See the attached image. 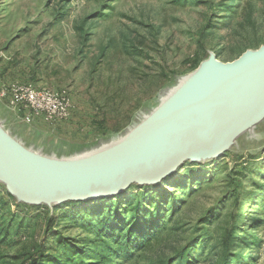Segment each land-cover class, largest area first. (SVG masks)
Here are the masks:
<instances>
[{"label": "rangeland", "instance_id": "rangeland-1", "mask_svg": "<svg viewBox=\"0 0 264 264\" xmlns=\"http://www.w3.org/2000/svg\"><path fill=\"white\" fill-rule=\"evenodd\" d=\"M222 1L0 0V88L19 81L66 89L73 104L64 120L50 123L36 118L27 123L0 99L3 130L35 156L57 163H86L89 158L109 156L131 144L126 139L147 133L155 115L174 101L210 58L232 61L241 55L240 47L255 50L264 44V0H240V13L229 32L224 25L215 27L222 20ZM175 109L158 125L181 108ZM250 154L256 156L253 161H248ZM224 161L227 169L221 168ZM247 161L261 167L255 179L263 182L264 119L222 153L195 161L203 163L210 179H191L196 189L170 221V227L129 264H145L170 255L195 235L199 218L209 207L217 206L228 188L231 167ZM183 166L178 173H183ZM242 181L246 187H254L253 179ZM176 185L177 181H165L161 188L179 192ZM138 190H129L121 203L127 206ZM253 202L246 201V209L264 217V208L256 209ZM46 205L48 208L40 209L37 217L24 210L31 220L28 224L19 220L26 225L23 232L10 233L1 243L0 264H20L33 238H46L49 225L66 236H90L81 221L58 217L61 211H56L51 222L54 204ZM232 207L222 203L217 212L225 216ZM10 208L16 211L14 201H10ZM246 216L239 226L264 237V218L249 221L250 216ZM89 218L97 217L90 214ZM212 218L205 226L215 224ZM199 249L200 245L194 250L197 256ZM244 252L256 256L255 264H264L263 246Z\"/></svg>", "mask_w": 264, "mask_h": 264}, {"label": "trees", "instance_id": "trees-1", "mask_svg": "<svg viewBox=\"0 0 264 264\" xmlns=\"http://www.w3.org/2000/svg\"><path fill=\"white\" fill-rule=\"evenodd\" d=\"M240 7V0L222 1L219 8L222 20L215 27L224 25L229 32L240 13ZM246 48L247 46L240 47V54ZM255 157L250 154L248 161H253ZM248 161L235 162L231 167L228 188L218 200L217 206L209 207L199 218L196 234L186 238L184 244L172 254L153 258L145 264H203L205 260H209L208 264H255L256 256L245 253L244 249L260 246L264 249V237L254 234L255 231L245 230L239 224L246 219L247 214L250 216L249 221H260L264 218L255 215L258 214L256 210L250 211L245 207L246 201H254L252 205L257 204L256 209L264 208V195L255 203L264 192V181L258 182L255 179L261 167ZM220 165L227 169L226 161ZM203 166V163L188 161L183 166L185 169L182 174L178 173L180 168L160 183L133 184L120 194L114 195L113 199L101 197L54 204L53 214L49 217L51 222L55 220L56 211H61L58 217L81 221L80 224L90 236H66L49 225L46 238H33L32 246L20 264H129L160 239L161 234L170 227V221L176 217L196 189L191 186V179L194 177L195 182L210 179L211 175L205 173ZM244 178L253 179L254 187H246L242 181ZM165 181H177L179 192L161 188ZM131 189L139 190L135 195L131 194L133 198L126 206L121 200ZM10 201L15 202L16 211L10 208ZM90 202L91 205H86ZM222 203L227 206L233 204L232 210L226 212L225 216L217 212ZM45 207L46 204H28L17 200L0 181V246L10 233L17 235L23 232L25 224L31 220L27 213L33 212L34 217H37L39 214L36 213H40V209ZM90 214L97 218L90 219ZM212 217L215 224L205 226L209 225ZM19 220L25 224H21ZM198 245L201 254L197 256L194 250Z\"/></svg>", "mask_w": 264, "mask_h": 264}, {"label": "water", "instance_id": "water-1", "mask_svg": "<svg viewBox=\"0 0 264 264\" xmlns=\"http://www.w3.org/2000/svg\"><path fill=\"white\" fill-rule=\"evenodd\" d=\"M206 64L213 65L211 70L204 71L203 78L208 75L222 78L218 85L197 106L175 116L154 134L159 121L165 120L168 112L178 109L188 98L190 85L198 79L193 80L195 74L174 98V103L155 115L149 131L132 136L128 141L131 144L124 148L134 145L137 137H153L151 143L112 162L100 163L122 148L109 156L96 157L87 164L95 165L86 168L48 161L17 144L0 124V181L17 200L28 204L93 200L120 194L133 184L161 182L188 161L222 153L242 133L264 119V44L255 50H245L232 61L210 58ZM243 113L246 116L231 130L229 142L214 148L221 135Z\"/></svg>", "mask_w": 264, "mask_h": 264}, {"label": "built area", "instance_id": "built-area-1", "mask_svg": "<svg viewBox=\"0 0 264 264\" xmlns=\"http://www.w3.org/2000/svg\"><path fill=\"white\" fill-rule=\"evenodd\" d=\"M0 99L27 123L36 118L50 123L64 120L73 105L66 89H51L33 82H9L0 88Z\"/></svg>", "mask_w": 264, "mask_h": 264}, {"label": "bare ground", "instance_id": "bare-ground-1", "mask_svg": "<svg viewBox=\"0 0 264 264\" xmlns=\"http://www.w3.org/2000/svg\"><path fill=\"white\" fill-rule=\"evenodd\" d=\"M207 65L208 64H204L202 67H200L197 70L196 76L194 77L193 80H195L197 78L198 79L192 85H190V90H189L190 94H189L188 98H186L182 102V104L179 106V108H181V109H179L166 123L162 124L161 126L157 125L159 127L156 126V128L154 130V132H155L154 134H156V132H158L161 129V127H163L164 125L170 124L172 122L171 120L175 116L182 115L189 108H193V107L197 106L200 103V101L203 100L204 97L208 94V92H210V90L213 89L216 85H218V83L222 80V78H216V77L213 78V77H211V75H208V77L206 76L205 78H203L204 71L211 70L213 64H209L208 66ZM212 78H213V80H212ZM193 80H191V81H193ZM243 116H246V113L245 114L243 113L242 115H240L234 121L232 126H230L228 128V130L221 135L218 143L214 146V148L218 147V146H221V145H225V144H227L229 142V140L231 138V136H230L231 130L241 120V118ZM158 124H160V123H158ZM136 134H138V133H136ZM136 134H134V135H136ZM131 138H132V136L128 137V139H126V140L129 141ZM152 139H154V138L153 137H149V138L137 137V139L134 142V145L129 146V147H125V148H124V145L121 146L120 148H122V149L120 151H118L112 157L101 161L100 163L112 162V161H114L116 159H121V158L127 157V155L133 153L134 151L140 150V149L144 148L145 146H147L149 143H151ZM213 150L215 151V149H213ZM94 159L95 158H93V157L89 158V161L86 162V163L79 161V162H76L77 164H70V163L64 161L61 164L72 166V167L74 166V167H77V168H86V167L95 165V164L87 165L88 163H90ZM96 165H99V164L97 163Z\"/></svg>", "mask_w": 264, "mask_h": 264}]
</instances>
